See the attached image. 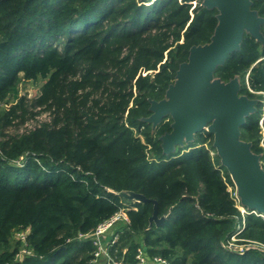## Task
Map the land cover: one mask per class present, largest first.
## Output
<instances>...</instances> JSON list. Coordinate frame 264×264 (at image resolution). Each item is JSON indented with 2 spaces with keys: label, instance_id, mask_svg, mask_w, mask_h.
Instances as JSON below:
<instances>
[{
  "label": "trees",
  "instance_id": "16d2710c",
  "mask_svg": "<svg viewBox=\"0 0 264 264\" xmlns=\"http://www.w3.org/2000/svg\"><path fill=\"white\" fill-rule=\"evenodd\" d=\"M196 1L0 0V264H94L95 245L79 235L129 202L123 190L167 215L150 224L154 202H132L130 223L117 228L118 246L130 239L117 253L129 263L143 246L170 264H264L260 215L247 213L238 234L255 244L221 243L243 217L213 133L165 153L172 117L154 128L143 120L190 47L211 39L218 9ZM253 8L264 16V0ZM215 75L237 76L240 93L257 99L241 131L264 165V43L245 33ZM39 78L37 94L21 92Z\"/></svg>",
  "mask_w": 264,
  "mask_h": 264
},
{
  "label": "water",
  "instance_id": "95a60500",
  "mask_svg": "<svg viewBox=\"0 0 264 264\" xmlns=\"http://www.w3.org/2000/svg\"><path fill=\"white\" fill-rule=\"evenodd\" d=\"M254 0H202L217 8L218 23L210 41L190 47L188 59L182 61L175 80L162 99H150L152 113L143 120L153 128L167 115L172 129L160 136L165 153L177 145L193 140L206 129L213 133V145L233 179L241 203L264 214V165L261 154L251 141L242 138L241 127L247 116L257 109V99L240 93L237 76L226 81L215 75L219 65L241 48L245 33L264 43V16L253 8ZM129 200L154 202L150 224L162 225L167 215L159 216L158 202L134 191H120Z\"/></svg>",
  "mask_w": 264,
  "mask_h": 264
},
{
  "label": "built area",
  "instance_id": "2783aa9c",
  "mask_svg": "<svg viewBox=\"0 0 264 264\" xmlns=\"http://www.w3.org/2000/svg\"><path fill=\"white\" fill-rule=\"evenodd\" d=\"M194 3H196V1ZM230 190H232V188H230ZM233 197L236 201V205L241 210L243 218H245L247 213L251 212L264 217L263 213L257 211L256 209H249L247 206L243 205L236 190L233 191ZM134 201L135 200H129V202L123 203L114 214L101 221L92 232L81 233L79 235L81 240H91L95 245L92 262H98V264H170V260L163 255L157 254L152 257L149 256L147 250L143 246H139L137 248L133 263H129L124 255L118 256V254L115 253V250H118V242L120 240V232L116 229V226L119 223H130L128 211L132 208L136 209V206L132 203ZM244 223L238 226L236 232L231 236V238H237L238 234L244 227ZM18 235L23 240V247L21 251L26 254L31 253L28 248L24 247L27 243L26 232H19ZM244 250L245 249L243 248L240 252H243ZM126 251L127 248H122L123 253H126Z\"/></svg>",
  "mask_w": 264,
  "mask_h": 264
},
{
  "label": "rangeland",
  "instance_id": "374dc122",
  "mask_svg": "<svg viewBox=\"0 0 264 264\" xmlns=\"http://www.w3.org/2000/svg\"><path fill=\"white\" fill-rule=\"evenodd\" d=\"M196 0H194L195 2ZM197 2V1H196ZM219 77V76H218ZM45 80L44 79H31V80H26V81H23L22 84H21V92L22 93H28L30 96H33L35 94L38 93L41 85L43 84ZM264 108V107H263ZM45 116V115H44ZM44 118V117H43ZM36 123V121H30L26 126L24 127H30V126H33L34 124ZM23 127V128H24ZM207 146H210L209 142L207 144ZM214 150H211V153L214 154ZM232 188V187H230ZM244 219V221H243ZM245 222V218H242V223ZM122 225V223H119L116 227H120ZM245 225V223H244ZM116 228V229H117ZM110 236V235H109ZM140 237L137 236V239H139ZM130 241V239L126 238L124 239V241H122V243L120 244L119 243V246H118V250H115V253H118V251H120V248H127L126 245L127 243ZM223 247L228 249L229 251H234V252H237V251H242V249L248 247V245H251V244H255L256 242H253L250 244V242L248 241H244L243 237L241 236H237V238H230L229 241H222L221 242ZM20 254L17 255V257H19ZM94 264H98V262H92Z\"/></svg>",
  "mask_w": 264,
  "mask_h": 264
}]
</instances>
